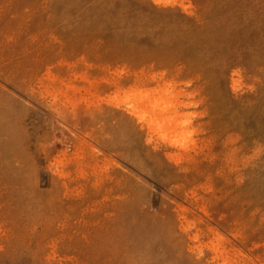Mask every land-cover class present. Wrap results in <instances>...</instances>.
Segmentation results:
<instances>
[{
  "label": "rangeland",
  "instance_id": "obj_1",
  "mask_svg": "<svg viewBox=\"0 0 264 264\" xmlns=\"http://www.w3.org/2000/svg\"><path fill=\"white\" fill-rule=\"evenodd\" d=\"M0 264H264V0H0Z\"/></svg>",
  "mask_w": 264,
  "mask_h": 264
}]
</instances>
